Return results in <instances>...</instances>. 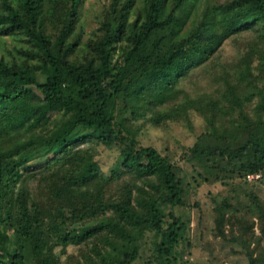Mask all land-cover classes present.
<instances>
[{
	"label": "trees",
	"instance_id": "obj_1",
	"mask_svg": "<svg viewBox=\"0 0 264 264\" xmlns=\"http://www.w3.org/2000/svg\"><path fill=\"white\" fill-rule=\"evenodd\" d=\"M81 1L0 0V264H59L54 248L70 244L92 245L84 263L132 264L146 232L158 264H178L186 223L167 208L184 204V178L122 119L171 99L221 40L252 30L264 37V0L213 5L184 34L181 14L194 0H108L85 42L76 30ZM45 19L59 26L50 33ZM255 50L236 63L239 77H254ZM257 74L262 85L255 78L232 99L235 131L214 129L190 148L192 163L221 179L264 177ZM102 147L117 151L108 172L96 159Z\"/></svg>",
	"mask_w": 264,
	"mask_h": 264
},
{
	"label": "rangeland",
	"instance_id": "obj_2",
	"mask_svg": "<svg viewBox=\"0 0 264 264\" xmlns=\"http://www.w3.org/2000/svg\"><path fill=\"white\" fill-rule=\"evenodd\" d=\"M224 1L194 0L190 10L182 11L180 32L184 34L200 18L210 17L207 8ZM107 4L108 0L81 1L76 24V30L82 31L81 42L96 29L99 14ZM136 5L140 6L139 2ZM46 7L45 4L43 8ZM48 21L45 19L46 29L52 33L59 24L57 20L55 24ZM251 44L256 48L252 65L254 77H239L235 65L243 60ZM262 54L264 37L258 31L228 36L220 41L204 64L180 80L171 99L160 105L146 103L135 117L122 119L124 127L141 145L153 146L170 158L184 178V204L167 208L186 223L184 240L176 247L180 257L178 264H264V177L248 174L245 178L223 180L220 174H209L189 159L190 148L199 136L211 134L214 129L225 133L235 131L237 114L232 99L247 95L255 78L256 83L262 85L257 74L258 69L264 71V61L257 66L259 57L264 59ZM228 81V87L234 84L233 95L226 92ZM252 104L251 100L246 101L245 107L250 109ZM116 153L115 149L100 148L96 159L102 171L110 170ZM251 193L257 198L260 210L253 204ZM153 240L152 232L144 234L132 264H158ZM95 242L100 248H110L106 239ZM85 247L92 245L57 246L53 253L59 264H88L84 263Z\"/></svg>",
	"mask_w": 264,
	"mask_h": 264
}]
</instances>
